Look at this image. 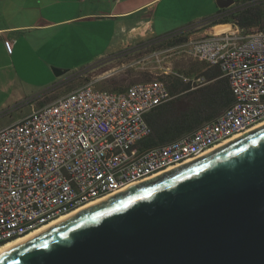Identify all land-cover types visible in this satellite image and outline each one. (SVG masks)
<instances>
[{"label": "built area", "instance_id": "built-area-1", "mask_svg": "<svg viewBox=\"0 0 264 264\" xmlns=\"http://www.w3.org/2000/svg\"><path fill=\"white\" fill-rule=\"evenodd\" d=\"M166 49L207 68L217 66L230 83L232 104L214 120L171 142L147 148L145 116L176 95L164 79L122 90L91 80L0 128V246L31 233L92 201L117 193L193 160L264 122V28L231 29L195 38L178 31ZM10 46V42L7 41ZM169 74L191 89L208 82L199 72Z\"/></svg>", "mask_w": 264, "mask_h": 264}, {"label": "water", "instance_id": "water-1", "mask_svg": "<svg viewBox=\"0 0 264 264\" xmlns=\"http://www.w3.org/2000/svg\"><path fill=\"white\" fill-rule=\"evenodd\" d=\"M0 264H264V124L10 246Z\"/></svg>", "mask_w": 264, "mask_h": 264}, {"label": "crops", "instance_id": "crops-1", "mask_svg": "<svg viewBox=\"0 0 264 264\" xmlns=\"http://www.w3.org/2000/svg\"><path fill=\"white\" fill-rule=\"evenodd\" d=\"M177 3V0H0V117L10 114L0 128L27 114V99L36 89L33 86L70 80L68 70L59 74L57 66L92 68L143 40L178 31L188 33L192 28L198 30L197 34L219 33L234 24H211V18L221 9L217 0H200L190 16L179 11L181 6ZM237 5L235 2L230 7ZM176 14L182 15V24L173 33L167 21ZM28 69L45 73L50 82L34 85L27 76ZM208 69L201 63L194 64L190 71ZM24 106L26 109L22 110ZM17 111L20 114L13 116Z\"/></svg>", "mask_w": 264, "mask_h": 264}, {"label": "rangeland", "instance_id": "rangeland-1", "mask_svg": "<svg viewBox=\"0 0 264 264\" xmlns=\"http://www.w3.org/2000/svg\"><path fill=\"white\" fill-rule=\"evenodd\" d=\"M47 1L49 2L53 0ZM177 2V4L181 6V8L179 7V11L184 12L186 16H190L196 11V7L199 4L200 0H177ZM181 16V14H176L174 17H172V19H169L167 21V25L169 26V28H171L170 32L174 33V30L178 29V26L182 24L180 20ZM223 28L224 27H222V29ZM258 28L259 27H255L249 30H255ZM260 28H264V24ZM193 29L194 28L189 29V33L195 38H201L207 35L203 33L197 34L195 33V31L198 30ZM169 36L161 41L156 42L154 45H149L127 54L125 53L123 55H112L110 57L111 61L109 58L108 62H106L105 64H101L99 62L95 67L92 68H86L83 65L80 67H73V65H71L70 67L57 66L58 68L68 70V74L66 75L67 77H71L70 80L63 84H59V82L53 84L51 82L38 87L33 86L36 89L32 93L31 97L27 99V114L31 112L34 106L38 107L45 104V102H50L51 99L59 97L63 94L65 95L66 92L69 93L71 90H74L94 79H99L96 83L97 88L108 90H122L138 82H145L156 78H161L169 82L171 88L173 84L177 85V88H175V97L183 95V93L186 92L182 91L185 84L174 78L172 74H169L170 70L168 68L171 67L172 70H178L192 76L202 71L192 73L190 71V68H192L194 64L195 66H199L201 65V63L195 62L185 56L174 55L171 51H165L175 44V38H170ZM76 63L78 64V61H76ZM28 70L30 71H28L29 73L27 76H29V79L33 82L34 85H38V83L50 82L51 80L45 73L40 74L36 72L35 69ZM51 72L54 78L55 73L52 67ZM49 73L50 72L48 70V74ZM203 73H205V71H203ZM190 90L194 89L190 88ZM46 95L48 96L46 97ZM32 103H34V105H32ZM25 109L26 107L24 106L22 110ZM20 112L21 111L14 112L13 116H18ZM9 117L10 114L1 116L0 123L8 120Z\"/></svg>", "mask_w": 264, "mask_h": 264}, {"label": "trees", "instance_id": "trees-1", "mask_svg": "<svg viewBox=\"0 0 264 264\" xmlns=\"http://www.w3.org/2000/svg\"><path fill=\"white\" fill-rule=\"evenodd\" d=\"M236 2L238 5L235 7L221 8L219 14L211 18V24L236 23L248 30L262 27L264 0H236ZM166 37L168 36L143 40L117 54L123 55L154 45ZM55 70L59 74L67 72L66 69L61 68ZM204 74L208 79L204 86L190 90L189 85H184L182 91L186 92L183 95L174 97L146 114L145 118L151 127V133L139 142L140 147L165 144L191 133L203 124L214 120L232 104L231 86L221 70L217 66L210 67ZM175 88L177 85L173 84L174 94Z\"/></svg>", "mask_w": 264, "mask_h": 264}, {"label": "bare ground", "instance_id": "bare-ground-1", "mask_svg": "<svg viewBox=\"0 0 264 264\" xmlns=\"http://www.w3.org/2000/svg\"><path fill=\"white\" fill-rule=\"evenodd\" d=\"M228 29H231V26ZM262 124H264V122H261L259 124L258 123H249V125L247 126V132L250 131V130H252V129H254V128H256V127H258V126H260V125H262ZM244 133H246V131L234 132V138H236V137H238V136H240V135H242ZM234 138L226 141L225 143L233 140ZM225 143H223V144H225ZM219 146H221V145H219ZM219 146H216V147H214L212 149H215V148H217ZM211 150H209V151H211ZM209 151H207V152H209ZM170 169H172V168H169L168 170H170ZM161 173H163V172H161V167H152V169L149 170V178H153V177H155V176H157V175H159ZM149 178H147V179H149ZM113 194H115V193H112V192H104L103 193V197H102V195H95L94 196V201H92V202H90V203H88V204H86V205H84V206H82L80 208H77V209L73 210L72 212H70V213H68V214H66V215H64L62 217L57 218L56 220L50 222L49 224H46V225L40 227L39 229H36L35 231H33L31 233H28V234L19 236V237L13 239V240H10V241L6 242L5 244L1 245L0 246V253L4 252L10 246L16 247V246L20 245L21 243H23L25 241H28L29 239H31L32 237H34L38 233H41L42 231H44V230H46V229H48V228H50V227H52L54 225H57L58 223H60L62 221H64L67 217L76 215L77 212L80 211L81 209H83V208H85V207H87V206H89V205H91V204H93L95 202H98L100 200H103V199H105V198H107V197H109V196H111Z\"/></svg>", "mask_w": 264, "mask_h": 264}]
</instances>
